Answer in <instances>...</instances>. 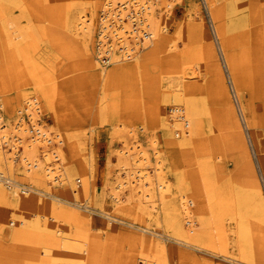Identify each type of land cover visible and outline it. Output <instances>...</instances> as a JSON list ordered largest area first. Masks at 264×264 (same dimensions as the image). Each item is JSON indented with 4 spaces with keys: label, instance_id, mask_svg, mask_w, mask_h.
I'll return each mask as SVG.
<instances>
[{
    "label": "rangeland",
    "instance_id": "1",
    "mask_svg": "<svg viewBox=\"0 0 264 264\" xmlns=\"http://www.w3.org/2000/svg\"><path fill=\"white\" fill-rule=\"evenodd\" d=\"M18 1L21 7L0 5V30L13 16L20 18L18 24L25 30L24 36L9 40L0 33V111L7 123L19 109L26 114L25 96H37L40 123L54 133L48 146L38 145L37 154L43 161L47 151L63 150L72 183L82 192L76 205L67 202L75 200L67 193V182L54 184L52 197L29 187L20 189L23 197L43 199L65 213L46 219L36 230L20 225V218L35 220L44 207L22 209L24 205L1 184L0 264H139L149 256L145 264H264V0H151L165 30L151 46L141 48L139 59L121 65L105 63L103 55L105 76L96 59L104 0L94 12L88 51L64 25L74 17L70 0ZM213 4L221 16L218 20L211 14ZM190 71L197 72L199 81L190 78ZM185 72L189 75L184 80L189 86L185 99L198 107L203 97L207 108L204 103L200 119L190 121L199 130L195 142L187 140V149L171 154L168 144L186 137L180 132L177 138V130L168 129L173 104L164 100L171 94L166 86ZM218 76L227 94L214 102L210 81ZM199 89L202 93L195 95ZM120 125L126 128L122 133L117 132ZM123 140L140 141L151 160L146 168L154 176L156 151L160 153L172 187L166 202L180 212V195L187 197L196 226L190 236L195 246L175 241L177 230L163 222L162 234L154 232L157 223L133 205L125 211L115 205L110 192L119 175L117 151L124 147ZM3 146L9 149V144ZM57 157L53 161H59ZM23 168L17 163V179L23 177ZM33 186L46 189L40 179ZM151 189L159 195L156 185ZM58 226L66 248L77 250L43 245L37 231L51 236ZM229 235L236 240L234 251L227 247ZM89 245L94 254H83ZM229 252L235 255L232 260L224 256Z\"/></svg>",
    "mask_w": 264,
    "mask_h": 264
},
{
    "label": "bare ground",
    "instance_id": "2",
    "mask_svg": "<svg viewBox=\"0 0 264 264\" xmlns=\"http://www.w3.org/2000/svg\"><path fill=\"white\" fill-rule=\"evenodd\" d=\"M70 1L73 9L72 11L74 12V17L73 20L69 19L68 23H64V25H67L69 31H71L72 36H74L76 40L78 39L82 41L83 45L85 46V50L88 51L89 42L92 39L96 25V20L94 19V12H96L97 7H99L98 4L100 0ZM1 2L21 7V4H19L18 0H0V5ZM170 3L166 5L168 6V8L169 6H171ZM213 7L214 10L211 11L213 20H218L219 17H221L218 13L219 10L217 11V8L214 6V4ZM86 8L90 9L89 11L91 12V17L87 16L85 12V10L87 11ZM75 9L77 10L75 11ZM162 11L163 9L161 10V12ZM101 12L102 16L100 17L99 32L97 33L98 39L96 43V59L100 62V64L97 62V66H101L102 68L103 66H106L102 64L103 55L107 56V60L105 63H111L112 61L113 64L121 63V65L123 62H127V60L130 61L135 58L139 59L138 56L141 52V48L146 49L151 46L154 42V39L160 37L161 31L165 30L166 27L162 26L163 23L160 21V14L156 11V3L152 2L151 0H104L102 3ZM69 18L71 17L69 16ZM18 23H20V18L18 16H13L12 18L7 19L6 23H3V25L1 26L0 33L4 34L8 40L10 37H20L21 35H23L24 29L21 26L22 24ZM32 25L34 26V24ZM27 31L28 30H26V32ZM218 32L221 33L220 29L218 30ZM1 44L2 43L0 42V46ZM173 47L174 45H171V49ZM136 65V70H140L141 65L138 60ZM124 67L125 66H123V68ZM104 69L105 67L101 70L102 76H105L106 74V71ZM190 72V78L192 77L191 79L194 78L196 81H199V76L196 75L197 72ZM184 74L185 76H180L182 78L178 77L176 79H170L168 85H164L166 87H169V90L171 91L170 96L168 95L169 97H167L166 95L167 98H164V100L165 102L173 104V106L171 107V114L168 117L169 119H167V123L170 125L168 129L170 130L172 128H175V130H177L175 133L177 138L180 137V132L184 133L183 135H185L184 137H186L185 139H182L177 142V144H174V142L168 144V152H170L171 154H173L172 152L175 150L182 151L187 149V140H189V144L195 142L196 136L199 134V130L198 128L193 127L190 121H198L200 119L201 108L203 106L205 107L206 104L205 101H203V97H200L198 107L194 106L191 103L192 101L189 102L187 99H185L189 94L187 91V88L189 86L184 82V80L189 75L186 76V72ZM220 79L221 78L218 76L216 78L213 77L210 81V93L214 102L221 95L227 94L226 86L224 82H222ZM165 80L167 79L165 78ZM201 93L202 91H200L199 89L198 92L196 90L195 95H200ZM224 104L222 106H224ZM40 105L41 102L37 96H25L23 109L26 111V114H22V109H19L18 114H16L14 117H11L7 123L5 122L3 111H0V185L3 184L4 186H7V188L9 189V194L13 195L12 198H14L17 203L21 202L20 205H24L22 206V209L36 208L39 206L44 207V210L40 211L42 215H39L40 213H35L34 217H37L35 220L31 221L27 219L25 215L20 218V225H27L29 228L36 230L41 229L42 222L46 223V219L52 220L54 216H65V213L53 210L52 206H50L51 204L43 199L38 200V198L32 195H26L27 197H23L21 193L25 194L24 192H22L24 188L29 187L31 191H35L36 193L41 194L43 196L52 197L53 194L52 191H50V188L52 186L54 187V184L64 185L67 182V193L69 195H72L75 200H67L68 198L66 200L67 202L76 205H78V200L76 196L78 194H81L82 192L81 189L76 186V184L72 183V175L70 174L69 169L66 167L65 157H63L62 155L63 150L61 151V149H57L55 151H52L53 153H51V151L48 153L47 151L46 154L43 156V161L37 154L38 145L48 146V142L53 140L54 137V133L52 132V130L45 129L44 126H42L40 123ZM27 117H29V120L27 119ZM119 128L120 130L117 131L119 133H122L126 130V128L122 125H120ZM190 136L192 137L189 138ZM60 137V135H57L58 142L60 140ZM122 142L124 147H121L117 151L120 163L119 175L118 178L115 180L114 186L111 188L112 190L110 192V195L114 200L115 205L120 207L121 211H125L126 209L129 210L131 208L130 205H133L140 213L146 215L148 219L157 223V227L154 232L162 234L163 222L167 227L173 228V230H177L176 234H178L179 237L175 238V241L181 242L182 244L188 246H195V244H193V242L190 240V236L191 233L194 232L196 226L194 215L190 208V204L187 200V197L185 195H180V212H178V210L174 208H171L170 204L166 202L167 194H170L172 192V187L171 182L168 181V179L166 178V174L164 172V161L161 159L160 153L156 151L157 158L155 163L156 167L154 168V176L152 174V171H149L146 168V166L149 167L148 164L151 162V160L148 151L144 148V146H142L140 141L134 140L132 143H127L125 140H123ZM6 143L9 144L8 150H5L3 146ZM247 153L248 152H246V154ZM55 155L59 157V161H53ZM261 161L262 168L264 170V160ZM17 163H20L22 167H24L23 177H21L20 179L16 178V176L18 175H16L18 169H16ZM39 172H41V174H39ZM35 179H40L46 189H36L33 186ZM77 180V183H80V179L77 178ZM26 181L27 184L25 183ZM153 185L157 186L159 195H156L155 192L152 191L151 186ZM20 189H22V191ZM126 191L130 192V195L128 197L124 196ZM161 216H163V221L161 220ZM40 219H44V221ZM108 221L110 223L112 222L111 220ZM235 230L233 226V231ZM21 231L24 232V230ZM25 231L26 233L31 232L33 234L32 236L36 235V232H34L33 230ZM60 232L61 228L60 226H58L54 235H51V233V236H49L41 232V230L37 231V234L44 240L43 245L49 247L51 250H62L69 248L77 250L78 247L76 246L66 248L64 240L59 236ZM234 233H236V231ZM32 239L33 241L35 240L34 238ZM226 243L228 249L232 251H234L233 249L237 247V244H235L236 240L232 238V236L226 239ZM152 245L155 247L158 246V244H156L155 242H152ZM82 250V253L85 255L91 252H93L94 254L93 248H91L90 245L89 247H84ZM161 251H164V248H162ZM220 255L222 256L224 254L221 253ZM224 256H226L227 259L232 260L235 255L229 252V256L228 254ZM151 257L152 256H149L148 258L143 259V261H148L149 259H151ZM154 257L156 256L154 255ZM143 261L139 264H145Z\"/></svg>",
    "mask_w": 264,
    "mask_h": 264
},
{
    "label": "built area",
    "instance_id": "3",
    "mask_svg": "<svg viewBox=\"0 0 264 264\" xmlns=\"http://www.w3.org/2000/svg\"><path fill=\"white\" fill-rule=\"evenodd\" d=\"M141 263V262H140Z\"/></svg>",
    "mask_w": 264,
    "mask_h": 264
}]
</instances>
